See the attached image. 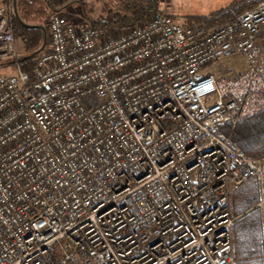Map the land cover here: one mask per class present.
<instances>
[{
	"label": "built area",
	"instance_id": "built-area-1",
	"mask_svg": "<svg viewBox=\"0 0 264 264\" xmlns=\"http://www.w3.org/2000/svg\"><path fill=\"white\" fill-rule=\"evenodd\" d=\"M12 11L0 6V264H236L231 196L250 179L264 237V157L221 131L264 113V1L213 28L155 12L121 32L67 7L32 81ZM234 55L237 77L209 70Z\"/></svg>",
	"mask_w": 264,
	"mask_h": 264
},
{
	"label": "trees",
	"instance_id": "trees-1",
	"mask_svg": "<svg viewBox=\"0 0 264 264\" xmlns=\"http://www.w3.org/2000/svg\"><path fill=\"white\" fill-rule=\"evenodd\" d=\"M11 1L13 3V0ZM261 1L264 0L233 2L218 11L198 17L200 23L192 24L191 21H187L182 26L204 25L206 28H213L255 7ZM114 3L118 15L108 21L97 20L95 24L124 31L155 12L162 13L160 0H116ZM74 4L80 5L83 15L90 20L91 12L86 8V0H15L9 24L16 42L22 47L19 54L20 69L28 75L30 81L34 79L33 67L39 54L35 57L31 55L42 47L43 51L47 48L49 33L45 24L53 13ZM167 16L173 18V15ZM221 131L248 158L264 157V113L245 119L234 128L223 126ZM258 199L259 190L255 179L248 180L232 193L231 215L237 219L232 228V250L236 264H264L261 259L263 241L259 213L251 210Z\"/></svg>",
	"mask_w": 264,
	"mask_h": 264
},
{
	"label": "rangeland",
	"instance_id": "rangeland-1",
	"mask_svg": "<svg viewBox=\"0 0 264 264\" xmlns=\"http://www.w3.org/2000/svg\"><path fill=\"white\" fill-rule=\"evenodd\" d=\"M116 0H108L103 2L101 0H86L87 10L91 12L89 16L90 20L83 15L82 7L80 5L74 4L70 6L72 12L75 16L79 17L84 21H94L97 20H109L116 15H118ZM245 0H160V11L167 15H173L172 21L177 25H185L187 21H191L192 24L200 23L198 17L210 14L212 11H218L221 7H225L230 3L242 2ZM11 3V0H0V6ZM72 18V17H71ZM75 20V18H74ZM48 22L45 24L47 26ZM109 29L111 27H108ZM114 29V28H111ZM118 31L117 29H114ZM123 31V30H122ZM121 32V31H118ZM49 34L47 39L48 47ZM260 42L264 46V32H262L260 37ZM17 50L19 54L22 52V47L20 43H17ZM3 62V61H0ZM211 72L217 71L219 74L227 78H235L246 70V64L241 59V57L234 55L227 59L214 62L209 66ZM232 204V201H231ZM232 206V205H231ZM260 218V216H259ZM261 229V223H260ZM232 234V233H231ZM262 234V255L264 252V237ZM262 259V258H261Z\"/></svg>",
	"mask_w": 264,
	"mask_h": 264
},
{
	"label": "water",
	"instance_id": "water-1",
	"mask_svg": "<svg viewBox=\"0 0 264 264\" xmlns=\"http://www.w3.org/2000/svg\"><path fill=\"white\" fill-rule=\"evenodd\" d=\"M14 3H15V0H13V6H14ZM43 48L44 47H42L40 50H38L37 52H35V53H33L32 55H31V57H35V56H37L38 54H40L42 51H43Z\"/></svg>",
	"mask_w": 264,
	"mask_h": 264
},
{
	"label": "crops",
	"instance_id": "crops-1",
	"mask_svg": "<svg viewBox=\"0 0 264 264\" xmlns=\"http://www.w3.org/2000/svg\"><path fill=\"white\" fill-rule=\"evenodd\" d=\"M7 5V4H6Z\"/></svg>",
	"mask_w": 264,
	"mask_h": 264
}]
</instances>
